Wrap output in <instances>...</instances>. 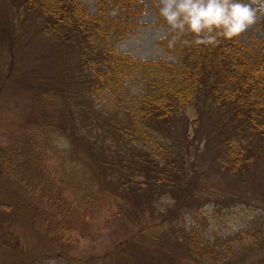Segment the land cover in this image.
Listing matches in <instances>:
<instances>
[{
    "label": "rangeland",
    "instance_id": "374dc122",
    "mask_svg": "<svg viewBox=\"0 0 264 264\" xmlns=\"http://www.w3.org/2000/svg\"><path fill=\"white\" fill-rule=\"evenodd\" d=\"M130 3L144 8L117 49L173 59L158 0ZM47 26L0 0V264H264V152L230 171L220 139L189 115L160 131L166 159L132 143L123 113L93 99L79 42ZM238 36L264 39V16Z\"/></svg>",
    "mask_w": 264,
    "mask_h": 264
},
{
    "label": "trees",
    "instance_id": "16d2710c",
    "mask_svg": "<svg viewBox=\"0 0 264 264\" xmlns=\"http://www.w3.org/2000/svg\"><path fill=\"white\" fill-rule=\"evenodd\" d=\"M16 1L42 12L48 29L64 43L79 42L82 66L96 75L88 87L93 99L123 113L127 126L122 134L132 143L166 159L170 148L160 131L189 115L220 139L221 160L230 171L249 167L253 151L264 152V39L244 43L239 36H218L208 44L170 30L159 43L174 58L143 59L116 47L137 27L132 21L144 6L131 7L136 0H116L114 16L102 10L90 14L79 0Z\"/></svg>",
    "mask_w": 264,
    "mask_h": 264
},
{
    "label": "clouds",
    "instance_id": "9594fccd",
    "mask_svg": "<svg viewBox=\"0 0 264 264\" xmlns=\"http://www.w3.org/2000/svg\"><path fill=\"white\" fill-rule=\"evenodd\" d=\"M157 7L177 36L194 34L208 44L236 37L264 16V0H158Z\"/></svg>",
    "mask_w": 264,
    "mask_h": 264
}]
</instances>
